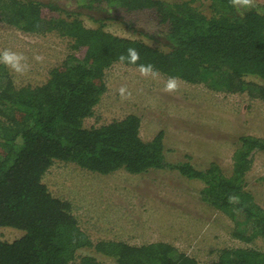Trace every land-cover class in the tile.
Here are the masks:
<instances>
[{
	"label": "trees",
	"instance_id": "16d2710c",
	"mask_svg": "<svg viewBox=\"0 0 264 264\" xmlns=\"http://www.w3.org/2000/svg\"><path fill=\"white\" fill-rule=\"evenodd\" d=\"M195 1V0H194ZM206 15L192 0H83L81 6L105 12L148 39L166 41L168 50L98 27L84 25L77 12L53 1L9 0L0 4V20L27 32L58 31L72 39L73 51L50 70L46 82L17 87L0 64V227L24 231L12 241L0 239V264H106L83 247L113 258L110 264H199L174 245L156 241L131 245L93 242L79 225L71 203L53 196L43 183L56 161L73 162L101 174L118 169L144 173L170 167L204 182L202 198L229 213L233 235L245 242L264 237V208L247 189L246 173L264 140L245 136L234 152L232 173L215 162L204 169L191 162L169 163L163 132L145 141L141 119L130 114L100 127L83 121L107 89L105 71L129 47L140 54L137 64H151L168 77L204 84L216 91H246L264 99V4L252 10L233 8L229 0H203ZM239 203H229V196ZM214 264H264V251L223 249Z\"/></svg>",
	"mask_w": 264,
	"mask_h": 264
},
{
	"label": "rangeland",
	"instance_id": "374dc122",
	"mask_svg": "<svg viewBox=\"0 0 264 264\" xmlns=\"http://www.w3.org/2000/svg\"><path fill=\"white\" fill-rule=\"evenodd\" d=\"M53 1L77 12L87 27L96 28L104 21V30L126 38L141 39L151 46L168 50L163 39L152 40L132 30L105 12L81 6L83 0ZM181 1V0H167ZM189 1V0H187ZM206 15L211 11L206 1L192 0ZM9 0H0L7 5ZM264 4V0H255ZM1 17L4 13L1 12ZM72 39L58 31L27 32L0 20V51L9 49L27 57L29 70L23 76L9 72L17 87L40 85L50 70L73 51ZM42 56L38 62L34 59ZM169 77H142L138 66L114 62L105 71L107 89L86 117V128L100 127L124 119L130 114L140 117V136L153 139L163 132L165 156L169 163L191 162L204 170L217 163L225 174L232 173L234 152L242 138L264 140V99L248 92L228 93L179 79V88L171 94L162 91ZM264 86V80L247 77ZM125 86L131 93L122 99L117 90ZM50 193L71 203L79 225L95 243L99 240L123 241L142 245L168 242L197 260L214 264L223 249L250 247L264 251V237L245 242L233 235L235 225L229 213L204 201V182L188 178L170 167L152 168L144 173L118 169L101 174L73 162L56 161L42 178ZM247 189L264 208V149L253 154L246 173ZM24 234L10 226L0 227V239L12 242ZM89 254L110 264L113 258L93 247L77 251L76 259Z\"/></svg>",
	"mask_w": 264,
	"mask_h": 264
},
{
	"label": "clouds",
	"instance_id": "9594fccd",
	"mask_svg": "<svg viewBox=\"0 0 264 264\" xmlns=\"http://www.w3.org/2000/svg\"><path fill=\"white\" fill-rule=\"evenodd\" d=\"M230 5L235 9H243L245 11L252 10L255 8V0H229ZM34 59L38 62L43 61L42 56H36ZM120 63L127 62L128 64H137L140 60V54L135 48L129 47L126 49V54H121L118 57ZM0 64L10 69L13 73L23 76L29 70V64L27 57L22 53L14 52L9 49L0 51ZM138 72L142 77L156 78L159 73L151 64H139ZM179 88V80L177 77H169L164 83L162 89L163 92L171 94L176 92ZM118 94L122 99H127L131 96V93L125 86H121L117 90ZM229 203H239V197L236 195L229 196Z\"/></svg>",
	"mask_w": 264,
	"mask_h": 264
}]
</instances>
